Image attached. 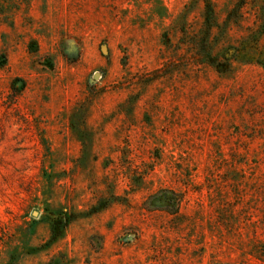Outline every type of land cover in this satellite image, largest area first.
I'll return each mask as SVG.
<instances>
[{
  "label": "rangeland",
  "instance_id": "rangeland-1",
  "mask_svg": "<svg viewBox=\"0 0 264 264\" xmlns=\"http://www.w3.org/2000/svg\"><path fill=\"white\" fill-rule=\"evenodd\" d=\"M252 57L263 0H0V264H264Z\"/></svg>",
  "mask_w": 264,
  "mask_h": 264
},
{
  "label": "trees",
  "instance_id": "trees-1",
  "mask_svg": "<svg viewBox=\"0 0 264 264\" xmlns=\"http://www.w3.org/2000/svg\"><path fill=\"white\" fill-rule=\"evenodd\" d=\"M263 2H264V0H263ZM206 11H208L206 16H209V14L211 13L209 6L206 7ZM257 42H258L257 40L250 41L248 46L254 50H257V47H256ZM251 45H253L254 47H252ZM244 47H245V45H244ZM243 53H244V51H243ZM238 54H240V50L237 47H231L224 55H222L221 60L224 62H230L232 59H234L233 57H238L237 56ZM251 61H254V63H256V64L260 65L262 68H264V57H257V58L252 57ZM64 221H65V223H63L62 218L56 219L53 221V225L51 228V237L52 238L57 237V233H56V226L57 225L61 224L63 227L66 226V223L68 222V220H64ZM32 223H33V225H36L35 220H33Z\"/></svg>",
  "mask_w": 264,
  "mask_h": 264
},
{
  "label": "water",
  "instance_id": "water-1",
  "mask_svg": "<svg viewBox=\"0 0 264 264\" xmlns=\"http://www.w3.org/2000/svg\"><path fill=\"white\" fill-rule=\"evenodd\" d=\"M33 215L35 216L36 215V212H34Z\"/></svg>",
  "mask_w": 264,
  "mask_h": 264
}]
</instances>
